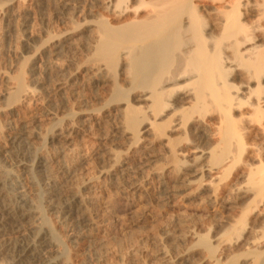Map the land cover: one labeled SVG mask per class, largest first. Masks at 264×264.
Listing matches in <instances>:
<instances>
[{"label": "bare ground", "instance_id": "bare-ground-1", "mask_svg": "<svg viewBox=\"0 0 264 264\" xmlns=\"http://www.w3.org/2000/svg\"><path fill=\"white\" fill-rule=\"evenodd\" d=\"M47 1L1 0L0 20L6 28L2 37L9 30L13 33L12 24L22 17L21 25L17 22L23 28L22 48L24 55H30L18 53L13 43V62L0 68V154L25 173L29 171L24 163L27 157L46 172L49 193L62 200L61 205L57 203L61 220L76 217L87 229L77 241L100 228H114L117 239L115 227L123 223L125 227V219L152 217V209L138 208L135 202L118 211L104 192L95 195L106 180L116 185L120 179H131L125 187L133 191L152 181L166 189L170 182L180 188L178 192L185 191L187 198L203 196L214 205L237 196L246 205L241 212L237 210V218L226 221L223 231L217 228L219 234L213 231L209 236L210 227L202 235L194 230L176 232L180 234L176 242L191 246L172 258L161 249L159 258L164 264H189L190 254L198 249L205 255L204 264H219L223 251L218 252V247L224 250L233 241L249 250L264 247V233L250 241L254 231L245 224L250 212L255 219L264 212V149L252 144L250 162L236 178L239 186L230 182L221 187L220 183L234 163L236 168L250 131L244 115L236 112L246 107L250 109L247 119L264 115V0H90L87 10L82 6L87 0H54V22L61 29L53 31L42 17L41 31L33 36L29 28L35 16L29 9L38 10ZM14 28V33L19 30ZM21 114H27L26 119ZM93 127L103 144L101 159L96 160L98 169L74 183L73 173L86 160L80 147L74 153V141L79 140L81 146L93 138ZM46 144L53 148L51 153V147L48 150L49 157ZM6 169L0 167V233L7 226L16 234L26 232L23 227L30 222L27 233L8 251L14 254L13 260L77 264L78 252L58 240L49 219L46 222L41 215L40 204L36 206V200L32 202L19 189L16 195L10 192L15 172ZM224 175L229 182V174ZM67 179L72 180H68L70 185ZM8 192L15 196V207L10 205ZM91 207L97 212H91ZM256 260L250 262L264 264V257Z\"/></svg>", "mask_w": 264, "mask_h": 264}, {"label": "rangeland", "instance_id": "rangeland-1", "mask_svg": "<svg viewBox=\"0 0 264 264\" xmlns=\"http://www.w3.org/2000/svg\"><path fill=\"white\" fill-rule=\"evenodd\" d=\"M56 1H54V0L47 1L46 4L44 5V7L38 8V10H37V8H34V7H31L33 9H31V8L29 9V10H32V11H30V13L31 12L33 13L32 14L33 17L35 16L33 18V21H31V23H32L31 26H33L34 29L31 26L29 28V29H31L29 31L32 32L33 36L34 35L35 36H38L39 33H40V31H41V26H42L41 18L42 17L51 26H53L52 27V30L53 31L57 27H58L56 29L57 31H59V29H61V28H59L58 23L55 24V22H54L55 13H57V6H56L57 4L55 3ZM89 1L90 0H87V1L84 2V4H82L83 7L85 6V10H87V5H88V2ZM0 4H1V0H0ZM93 10H94V13H102L98 9L97 10L93 9ZM44 15H47V16H44ZM45 17L48 18V19H46ZM34 20H35V22H37L39 24L35 23ZM21 21H22V17H20V18L18 17V19L17 18L15 19V22L14 23L15 24L17 22L18 23L19 22L21 23ZM14 23L12 24V27H13L12 31H13V33H11V30H9V32L6 33V35H5V38H6L5 39L4 36L2 37V34L5 33L4 30L6 28H5L4 23L2 21L0 22V27H1V25H2V27L4 26L3 28L2 27L0 28V35H1L0 36V40H1L0 41V46H1V48H0V61H1L0 62V64H1L0 65V68H1V70L4 69L8 63L10 64L11 61L13 62L14 59H13V56H12V52L11 51H12V48L14 46L18 47L17 48V49H19L18 50V53L19 52L21 54L23 53L22 55L24 57H29V55H30L28 53H27V55H24L26 53V51H24L23 48H22V43H23V40H24V38H23L24 37V34H22V32H23L22 29L23 28L20 26L21 25L20 23H19L20 25L18 23L16 24L19 27L16 26ZM53 24H55V25H53ZM34 25H35V27H34ZM14 27H16V28L18 27L17 29H19L15 33H14V30H15ZM1 30H2V33H1ZM56 30H55V32H56ZM8 35H9V37H8ZM13 35H15V37ZM16 37H17V39H16ZM2 39H4V40H2ZM15 41L16 42L18 41L17 43H19V45ZM13 43H14V46H13ZM5 46L6 47L8 46V47L6 48ZM8 51L11 52V53H9ZM2 66H4V68ZM239 78H240V76H239ZM1 88H2V86L0 84V90H1ZM240 111H239V113L236 112L237 115L238 114H243L244 115V121H245L246 124H248L247 129L250 130L249 133H247L248 130H246V133L247 134H245V137L247 139L244 137L245 140L243 141V142H245L244 143L245 144V152L239 158L240 159V162L239 163H237L239 161V159L237 160V162L235 161L236 162V165H235L236 168H234V164H235L234 163L233 166L230 168V172L227 171L226 173H224V174H227V175L229 174L230 175V177L228 175L229 182H228L227 178H224L225 175L223 174V176L221 177L222 178V181H226V182H223L222 183V181H221L220 182L222 184L221 187L222 186L224 187V184H226V185L228 184L229 185L230 182L232 184H235V186H239L240 185V182L236 178L239 177L240 176L239 174H241L243 172L242 170L244 169L245 165L250 162V155H249V153L251 152V150H250V149H252L251 147L253 145H255V147L257 146V148H260L261 150L264 149V133L261 132V129L264 127V115L263 116H260V115H257V116H248V119H247V115L250 114V109L249 108H246V107H242V109ZM26 115L27 114H21L20 115V118L21 119H24V118L26 119V117H27ZM245 115H246V119H245ZM249 119H251V121ZM93 129H94V127H93ZM93 129H91V130L93 132V138L95 137L94 139L93 138H89L87 141H85V143L84 142H81V146H80V141L79 140L74 141V147L76 148V149L73 150V151H75L74 153H76L78 147H80V149H78V151L79 152L83 151V153L81 152V154L83 156L86 154L84 156L85 159H86L83 162L84 164L83 163H80L78 165V167H77V170L73 173L74 175H72L73 177L71 179L73 181L72 180L71 181L74 182V183H79L80 180H81V178H84V176L87 177V176H90V174L91 175H94L96 173V170L98 169L97 167L99 166V163H100L98 161H100V159H101V158H99V157H101V153L99 152V149H100V146H102L103 144L99 140V136L98 135L100 134V132L97 131L96 129H94L95 130L94 131ZM246 142H247V144H246ZM0 143L1 144L3 143V141H1V139H0ZM94 143H96V144H94ZM46 147H48V149H47V151H48L51 146L49 147V145L46 144ZM82 147L84 148V150H83ZM88 147H89V149H88ZM52 149L53 148L51 147V149L49 150L50 153L53 151ZM49 151L47 153V156L48 157L51 155L49 153ZM85 152H87V153H85ZM0 157H1L0 158V167L2 169H4V170L7 168L6 170L8 172H10V173H11V171L13 173L15 172L14 174L11 173L14 178H13L12 186H9L8 187V188H11L12 187L11 189H9L10 192L13 193V195H16V193H17L16 190L19 189L18 192L19 191L20 192L21 191L22 192H25L26 193L25 195H27L28 198H30L31 200H33L32 202H35V200H36L35 205L38 203L36 206H38L40 204V208H42V210L39 208V210L41 211L40 213H42L41 215H43V216L45 215L44 216V219L45 220L47 218L49 219L48 222H47V220H46V222L51 226V228H52L53 232L56 234L58 240L64 242L66 246L70 247V249L73 250V252H78L77 253V256L80 259L77 262V264H108L109 261H110L109 263H111V264H164L165 261L164 260L162 261V257L159 258L160 252L162 250H166L167 253L170 252V253H168L169 255H167V254L166 255H167L168 258H172L177 253H181L184 249H186L189 246H191L190 243L183 244V243H180V242L178 243V242L175 241V238L178 235L182 234L183 231H184V233H186L187 230H194L196 233L202 235V234H205V233L209 232L208 229L210 227L211 228L210 230L212 232L210 231L209 232L210 234L209 233L208 234H209V236H211V233H213V231H214V233L215 232L216 233L218 232L217 231L218 230L217 228H219L220 231L223 228L225 229L226 228V221L228 219H230V218H237L238 214H240V212H241V209L240 208H242V210H243L244 207L246 206L243 203L241 205V201L238 199L237 196L235 197L237 199H235L234 197L232 199L229 198V201L227 203L223 204V203H220L219 202V204H218V202H217V203H215L216 205L215 204L214 205L213 204H209L203 196L202 197L204 198L203 199L204 201L202 200V197H192V196H190V197L187 198V195H186V192L185 191H184L185 193L182 192V190H180L178 192L177 190L180 189V188L176 189L175 187L172 186L173 184H171L170 182H169V184H167V186L169 185L167 188H169V190L171 192L166 191V190H168L167 188L166 189L164 188L165 189V191H164L163 187H160V185H158L156 182H153V181L150 183V185L148 184V186L145 187L146 189L145 188L143 189V187H142L138 191H133V190H130L128 187H125L126 184H127L126 182H129L131 179L130 180L129 179L128 180L127 179H120L117 182L116 185H111L110 182L106 180V181H104L102 183V189H101V191L99 190V188L97 189L98 191L96 190L97 191V192H95V195L96 196L97 195H100L102 192H104V195L107 196V199H108V196H109V201H110L111 204H113L112 206L116 210H118V211L124 210V208H125V206L127 205L128 202H130V203L135 202L136 204H138V206H139L138 208H141V209L143 207H144L143 209L147 208L146 210H148V211H150L152 209L151 210L152 217L151 218L149 217L151 220L149 219L150 220L149 221V220H147L148 218H146V219L145 218H141L143 220L138 221L140 219V218H138V220L135 219V220H131V222H129L130 219H128L129 221L127 219H125L124 221H122V222H126L127 223V224L125 223V227L123 226L124 223L122 224V222H121L122 225H120V227L118 226L119 224L115 227L116 230H119V234L116 235V237L118 236L117 239L112 234V231L114 230V228H111V229H109V228H100V230L98 229L99 232L96 231L95 229H92L94 231V233L91 230L90 233H89L90 236H88L87 238H85L84 241H82V240L77 241L76 240L77 237H80V236L82 237L83 235H85V234L88 233V232H86L84 234V231L85 230L87 231V229H85V227H84L83 224H79L80 222H79V220L76 217L74 219H72V221L71 220L70 221H68V220L62 221L63 219L61 220V218L59 216L60 215L59 214V210H58L59 208L57 209V207H60V205L62 203V200L59 199V198H57V196L55 197L53 194L49 193V191H48L49 188H48L47 183H46V178H47L46 172H44L42 169H38L36 167V165H34L35 164V161H33L32 158H28L27 157L28 159L26 158L24 160V163L27 166H29L28 167V170L29 171L27 173H25L23 170H21L22 168H19V167L17 168V166L15 164H12L10 161L8 162L7 161V158H5V156H3V155L0 154ZM30 160L32 162H30ZM96 160H98V161H96ZM68 162H70V161L68 160ZM28 163H29V165H28ZM10 164H11V166H10ZM237 166H238V168H237ZM241 166L243 167L242 169H241ZM12 168H14V169H12ZM233 175H235V176H233ZM15 177H16V179H15ZM77 178H78V180H77ZM223 179H225V180H223ZM68 180L69 179H67L68 184L67 183L66 184L67 185H70V183H69L70 180L69 181ZM203 181H204V179H203ZM205 182H207V180ZM13 184H16V185H13ZM15 186H16V188H15ZM46 188H47V191H46ZM103 188H105V189H103ZM161 188L163 189V191L165 193L162 192V189ZM12 189H13V191H12ZM126 189H129V190H126ZM7 191H8V189H7ZM10 192H8L9 195H10V197H8V199H9V201L11 199V201L13 202V203L10 202V205L13 204L12 207H15L18 204L15 202V196H11L12 194ZM167 192H168V195L166 194ZM181 192H182V194H181ZM180 194H181V196H180ZM160 195H161V197H160ZM11 197H13V198H11ZM133 197H134V199H132ZM55 198H57L59 200V202ZM136 198H137V200H136ZM174 199H175V201H173ZM180 199H182V200H180ZM167 200H169V201H167ZM177 200H180V201H177ZM186 200H187V203H186ZM195 200H196V202H195ZM230 200H234L235 202L234 201H231L230 202ZM200 201H201V203H200ZM156 202H157V204H156ZM162 202H164V203H162ZM189 202H191V204ZM202 202H204V203H202ZM14 203L16 205H14ZM57 203H59L60 205L58 204L59 205L58 206ZM160 203H162L164 206L162 204H160ZM231 203H233L234 206H232ZM229 205H231V206H229ZM243 205H244V207H243ZM157 206H158V208H157ZM95 207H93V208L91 207L90 208L91 212H92V209L95 211V212L93 211V213H96L97 212V209H96L97 207L96 208ZM182 207H184L183 210H182ZM237 210H239L240 212L237 211ZM154 212H155V214H154ZM56 215L58 216V218H57ZM155 215H156V217H155ZM247 216H248V218L246 220L248 222L245 220L246 221L245 224H246L247 228L251 227V229H253V231H254L253 234H252L253 236L251 235L253 238L250 237V241L251 240L254 241L255 238L257 239L258 237L261 236V234L263 235V233H264V230H263L264 229V212L262 213L261 216L259 215L257 217V219H255L256 218L255 217V214L252 213V212H250L249 214H247ZM37 217L35 216V220L37 219ZM195 218L197 220H195ZM144 219L146 221H144ZM178 219H180V220H178ZM33 220H34V218H33ZM33 220L31 221V223H35V222L36 223H39L38 220H36L35 222ZM74 221L77 222V223H75ZM135 221H138V222H135ZM69 222H73V223L69 224ZM134 222L137 223V224H135ZM178 222H180V223H178ZM64 223H65V225H64ZM29 224H30V222L27 223L23 227L24 231H26V230L28 231L29 230V228H28V225ZM218 225H220V226H218ZM126 226H127V228H126ZM187 226H188V228H186ZM207 226H208V228H207ZM5 229H7V230H5ZM5 229H4L5 232L3 231L4 234L0 233V264H19L20 262H17L15 260H13L14 259V257H13L14 254L13 253H9V252L12 251L10 248H12L13 244L15 243V241L17 242L21 238L20 235H22V234L25 235V233H27V231L26 232H21L19 234H16V233H14V231L10 230V228L8 226ZM120 230H122V231H120ZM166 231L168 233V234L167 233L166 234L167 235L170 234L169 235L170 237L169 236L168 237L167 236L165 237V233L164 232H166ZM176 232L177 233L179 232L180 234H177ZM91 233H93V234L91 235ZM162 233H164V234H162ZM219 233H221V232H219ZM219 233H217V234H219ZM171 234H172V236H171ZM93 237H94V239H93ZM171 237H172V239H171ZM165 238H166V240H165ZM234 243H235L234 241L231 242V243H227L226 246L224 247L225 249L223 248L224 250L221 249V246H219V247L217 246L218 249H219L218 252L221 253V251H223L222 254H220L221 255V259L219 261V264H248V263L252 264V262H255V260L257 259L256 257H258V259L260 257H261V259H262V257H264V252H263L264 251V249H263L264 247H259V249L261 248L260 250L258 248H253V250H252V248H250V250H249L247 247H245V245H242L240 243H236V244H234ZM212 244H213V246H215L214 243H212ZM74 245H76V247ZM187 245H189V246H187ZM97 248H99V249H97ZM76 249H78V250H76ZM224 251H225V253H224ZM7 252H8V254H7ZM261 252H263V253H261ZM202 254H203L202 251L199 250V249L197 250V252L195 251V252L191 253L190 254V258H189L190 259L189 264H191V262H192V264H204L205 263V258L203 256H205V255L204 254L202 255ZM258 254H261L263 256H261V255L259 256ZM229 255H231V256L229 257ZM247 255H249V256H247ZM119 257L121 259H119ZM251 260H252V262H250ZM198 262H200V263H198ZM20 264H23V263H20Z\"/></svg>", "mask_w": 264, "mask_h": 264}]
</instances>
